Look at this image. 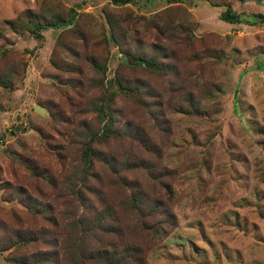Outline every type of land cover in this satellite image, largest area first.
Here are the masks:
<instances>
[{"label":"rangeland","instance_id":"rangeland-1","mask_svg":"<svg viewBox=\"0 0 264 264\" xmlns=\"http://www.w3.org/2000/svg\"><path fill=\"white\" fill-rule=\"evenodd\" d=\"M227 6L239 22L219 18ZM66 8L76 11L84 44L62 27L34 39L32 22L20 16L29 9L48 18ZM103 8L116 17L129 50L160 48L172 64L169 73L158 77L121 64L118 48L102 39ZM255 12L264 13V0H131L115 7L109 0H0V244L14 231L26 235L44 225L22 204L27 196L51 203L57 224L83 214L73 193L83 169L82 137L74 132L80 121L100 130L90 104L103 89L115 90L109 105L119 121H110L116 132L93 148L114 165L93 159L84 172L103 202L119 212L131 185L147 195L162 191L142 160L172 171L176 224L145 251L143 264H264V23L250 21ZM89 55L106 57L101 82L88 69ZM116 68L121 80L138 81L146 106L108 84ZM187 100L196 102L194 109ZM139 137L159 149L149 154ZM120 160L126 168H118ZM105 239L117 243L112 233ZM44 248L40 241L14 242L0 250V264H14L16 256L33 264L28 255ZM60 256L52 264H70Z\"/></svg>","mask_w":264,"mask_h":264},{"label":"trees","instance_id":"trees-1","mask_svg":"<svg viewBox=\"0 0 264 264\" xmlns=\"http://www.w3.org/2000/svg\"><path fill=\"white\" fill-rule=\"evenodd\" d=\"M109 1L115 7L126 4L131 0ZM102 12L108 28L107 35L103 32L102 39L104 42L110 40L118 48L121 64L132 69L141 68L158 77L167 74L172 64L170 61L166 62L163 60L160 48L159 50L153 49L150 54L144 51L129 50L124 41L125 34L120 25H118L116 17H113L107 8H103ZM20 16L32 22L33 25L28 31L34 39L41 38L43 30L62 27L64 28L62 31L66 32V34H72L74 38H78L84 44V40L81 39L84 34L77 24V14L73 8H66L63 11L59 10L48 18L38 16L35 12L25 9L20 13ZM219 18L229 23L240 21L238 13L232 11L229 6L220 12ZM250 18L252 22L264 23V13H252ZM182 28L183 38L185 41H189L190 26L184 25ZM1 36L2 34L0 33ZM63 36L62 32L56 35L57 44L61 45L63 43ZM215 52L211 53L219 56L220 50H215ZM85 57L89 64L88 69L95 72L98 76L96 81L101 82L106 68V57L103 59H99L94 55ZM165 58L167 56L164 55ZM57 62L55 60L54 64L58 65ZM61 66L63 69L74 71L76 69L73 64H67L66 66V64L62 63ZM0 83L5 82L1 79ZM108 84L110 86L115 84L117 87L116 91L125 94V97L130 98L132 102L146 106V101L141 98L138 81L134 84H129L121 80L117 68L113 71L112 76L108 78ZM114 93L115 90L106 92V90L100 89L95 102L90 104V110L96 112L98 123H103L100 130H89L81 121L76 124L77 132H74V134L82 137L79 146V158L83 163V169L77 175L78 184L73 193H75L74 195L80 205L84 207L83 214L71 216L67 221L62 220L60 224H57L56 213L53 211L51 203L32 200L27 196L25 201H22V204L32 217H38L43 221L44 225L40 226L38 230H28L26 235L19 233V231H14L10 241L0 244V250L9 248L14 242L25 244L40 241L45 248L35 250L27 257L30 258L33 264L42 262L52 264L51 261H56L59 253L61 255L60 258L62 257L70 264H125L128 261L133 264H143L145 251L151 245L160 242L175 226V216L170 209L172 192L170 189L171 184L168 180L172 171L166 170L164 167L155 169L153 165L155 162L151 163L142 160V167L153 172L151 176L154 180L153 183H156L157 187L162 191L147 195L140 189L135 190L131 185L129 190H127L123 203H121L125 204L124 208L119 212L115 204L103 202V199L100 198L98 187L91 185L84 175L85 171L92 168L93 159L104 162L109 167L114 165L111 157L106 159V156L100 150L93 148L95 141L105 143L108 136L116 132L113 126L111 127L110 121L115 124L119 119H116L115 110L109 105ZM187 103L192 109L195 108L196 102L187 100ZM104 118L107 119L105 123L103 122ZM123 129H125V125ZM82 132L83 136L81 135ZM128 134L134 137L132 132H128ZM139 138L143 149L149 154L155 153L159 149L157 143L154 144L152 142L149 144L143 137ZM153 156L157 157L156 154ZM124 161L120 160L116 164L118 168H126ZM28 168L36 173L34 166L28 165ZM118 180L125 186L129 184V180L126 178L119 177ZM125 188L128 189V187ZM91 199H96L98 206ZM97 230L103 233L102 238L96 235ZM108 233L116 235L117 243L105 239V235ZM121 236L123 239H120ZM10 261L14 262V264H27L26 259H20L17 256L14 259H10Z\"/></svg>","mask_w":264,"mask_h":264},{"label":"crops","instance_id":"crops-1","mask_svg":"<svg viewBox=\"0 0 264 264\" xmlns=\"http://www.w3.org/2000/svg\"><path fill=\"white\" fill-rule=\"evenodd\" d=\"M42 33V32H41Z\"/></svg>","mask_w":264,"mask_h":264}]
</instances>
